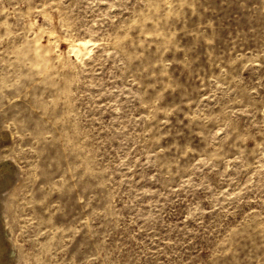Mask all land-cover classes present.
<instances>
[{
	"label": "rangeland",
	"instance_id": "obj_1",
	"mask_svg": "<svg viewBox=\"0 0 264 264\" xmlns=\"http://www.w3.org/2000/svg\"><path fill=\"white\" fill-rule=\"evenodd\" d=\"M4 163L5 264H264V0H0Z\"/></svg>",
	"mask_w": 264,
	"mask_h": 264
},
{
	"label": "bare ground",
	"instance_id": "obj_2",
	"mask_svg": "<svg viewBox=\"0 0 264 264\" xmlns=\"http://www.w3.org/2000/svg\"><path fill=\"white\" fill-rule=\"evenodd\" d=\"M9 167L7 166L6 163L0 165V190L7 185L8 177L10 176ZM4 250H5V245H3L0 239V264H5L3 261Z\"/></svg>",
	"mask_w": 264,
	"mask_h": 264
}]
</instances>
